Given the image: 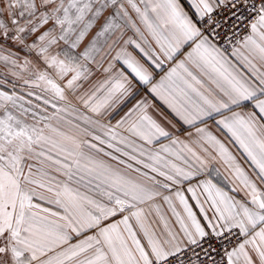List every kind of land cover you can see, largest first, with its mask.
I'll list each match as a JSON object with an SVG mask.
<instances>
[{
	"label": "snow or ice",
	"instance_id": "1",
	"mask_svg": "<svg viewBox=\"0 0 264 264\" xmlns=\"http://www.w3.org/2000/svg\"><path fill=\"white\" fill-rule=\"evenodd\" d=\"M0 66V264H264V0H0Z\"/></svg>",
	"mask_w": 264,
	"mask_h": 264
},
{
	"label": "crops",
	"instance_id": "2",
	"mask_svg": "<svg viewBox=\"0 0 264 264\" xmlns=\"http://www.w3.org/2000/svg\"><path fill=\"white\" fill-rule=\"evenodd\" d=\"M131 34V33H130ZM165 70H167V66L165 68ZM164 73H159V75L156 76V79L158 80L159 79V76L160 75H163ZM143 94V93H142ZM149 101L154 105V109L156 111H160V112H163L165 115L169 116V118H171V114L167 111V109L164 107V105L159 102L158 100H154L151 96L148 97ZM130 106V105H129ZM124 111H127V107L123 108L122 110H120V112L118 114L115 115V119H119V116L120 115H123V112ZM156 111H153V114L155 115L156 114ZM159 118V117H157ZM115 119L113 120V123L115 122ZM166 143V141H165ZM217 167H220V170H221V175L220 176H214V179L216 182L218 183H221V184H225L224 182V169L222 166L220 165H217ZM225 186H227L225 184Z\"/></svg>",
	"mask_w": 264,
	"mask_h": 264
},
{
	"label": "rangeland",
	"instance_id": "3",
	"mask_svg": "<svg viewBox=\"0 0 264 264\" xmlns=\"http://www.w3.org/2000/svg\"><path fill=\"white\" fill-rule=\"evenodd\" d=\"M21 55H23V53H21ZM5 72V69L0 66V73H4ZM0 78H3V76H0ZM9 81H11V77H8Z\"/></svg>",
	"mask_w": 264,
	"mask_h": 264
}]
</instances>
